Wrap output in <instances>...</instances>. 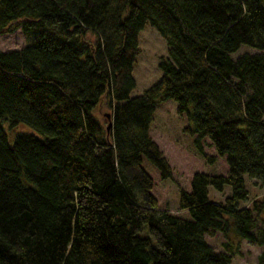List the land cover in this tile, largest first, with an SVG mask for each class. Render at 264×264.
I'll return each mask as SVG.
<instances>
[{
  "label": "trees",
  "instance_id": "1",
  "mask_svg": "<svg viewBox=\"0 0 264 264\" xmlns=\"http://www.w3.org/2000/svg\"><path fill=\"white\" fill-rule=\"evenodd\" d=\"M146 23L167 54L132 96ZM15 28L30 40L0 50V264H229L240 240L264 264V0H0ZM167 99L194 149L180 160L150 134ZM223 158L224 174L196 167ZM173 165L179 212L157 192Z\"/></svg>",
  "mask_w": 264,
  "mask_h": 264
},
{
  "label": "rangeland",
  "instance_id": "2",
  "mask_svg": "<svg viewBox=\"0 0 264 264\" xmlns=\"http://www.w3.org/2000/svg\"><path fill=\"white\" fill-rule=\"evenodd\" d=\"M86 38L88 40H94L95 36L88 32ZM30 38L26 37L23 34L20 28H15L11 31L2 30L0 31V50H14L20 49L24 46V44L29 41ZM139 48L140 52L136 56L134 61L132 75L135 78V88L131 92V95L140 94L158 80L161 76L160 69L158 68V57L165 56L166 52V42L162 39L161 35L154 27H152L149 23H146L138 36ZM247 50V48H241L240 51ZM156 110L153 114V122L150 125V134L154 139H161L167 147V152L171 154V156L176 157L180 160V152L188 151L193 152L191 144V137L185 135L182 131V128L185 125V117L182 115H177L175 113V102L171 99H167L166 101H162L157 103ZM109 112V109L106 107L104 100L100 105H98L94 110V115L99 120L102 125L106 126L109 122L105 117V114ZM5 128L7 134H9V140L11 141L14 133L18 130H11L8 128L6 123ZM21 127V126H18ZM25 131L29 129L22 126ZM177 146V147H176ZM179 146V148H178ZM182 151V152H183ZM185 154V153H184ZM187 154V153H186ZM199 161V160H198ZM201 162V161H200ZM202 164V165H201ZM201 164L196 165L197 168H202L208 172L222 173L227 171L225 160L218 159L213 165H204L203 162ZM194 165V164H193ZM191 165H189L190 167ZM174 167V175L167 179H159L157 180L158 191L162 195V203L169 210L174 212H179L178 210V196H179V182L182 184H186L187 182V174L184 173L177 168V165H173ZM191 171V170H190ZM179 181V182H178ZM180 188V187H179ZM245 188L248 189L249 195L248 197H252L262 192V189L254 184V180L250 179L245 175ZM212 190V189H210ZM213 195H216L217 198L222 200L226 195L231 193V189L228 185H225L224 191L219 192L216 190H212ZM245 205L244 201H239V206ZM260 218H264V213L261 214ZM259 220V218H258ZM261 220H259V224ZM143 234H146V226L143 227L141 231ZM206 241L210 244L214 251H222V242L225 240L223 235L220 232H216L215 235L205 236ZM231 240L233 243H236V239L231 236ZM238 245V252L234 255L229 264H253L257 260V256L260 254L262 250L261 246H257L255 244H251L250 242H246L245 240H240Z\"/></svg>",
  "mask_w": 264,
  "mask_h": 264
},
{
  "label": "water",
  "instance_id": "3",
  "mask_svg": "<svg viewBox=\"0 0 264 264\" xmlns=\"http://www.w3.org/2000/svg\"><path fill=\"white\" fill-rule=\"evenodd\" d=\"M106 118L108 119L109 118V115L108 114H106ZM110 122L107 124V128L110 126Z\"/></svg>",
  "mask_w": 264,
  "mask_h": 264
}]
</instances>
